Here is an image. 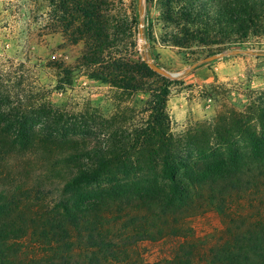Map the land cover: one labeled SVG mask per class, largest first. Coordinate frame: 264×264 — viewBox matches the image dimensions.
I'll use <instances>...</instances> for the list:
<instances>
[{
  "label": "trees",
  "instance_id": "trees-1",
  "mask_svg": "<svg viewBox=\"0 0 264 264\" xmlns=\"http://www.w3.org/2000/svg\"><path fill=\"white\" fill-rule=\"evenodd\" d=\"M53 1L60 13L50 19L53 32L84 42L79 70L116 89L120 110L71 112L52 105L45 88L32 92L22 74L0 70V264H131V246L177 236L189 217L208 210L225 228L204 264H264V215L232 209L246 198L258 210L264 200V90L242 110L225 106L175 135L167 111L172 81L135 54H106L113 0ZM196 2L211 7L184 13L203 26H184L179 47L264 32V0ZM62 80L56 91L70 86ZM139 94L144 116L128 122L132 109L120 99ZM193 249L169 264H194Z\"/></svg>",
  "mask_w": 264,
  "mask_h": 264
},
{
  "label": "rangeland",
  "instance_id": "rangeland-1",
  "mask_svg": "<svg viewBox=\"0 0 264 264\" xmlns=\"http://www.w3.org/2000/svg\"><path fill=\"white\" fill-rule=\"evenodd\" d=\"M196 1L113 0L109 7V16L114 22L106 54L112 57L135 54L165 72L182 74L206 57L224 52L236 53L199 65L170 80L168 100L182 98L183 102L197 109L194 115V112H189L181 122H176L169 114L171 133L175 135L186 130L191 123L214 119L225 106L242 110L252 92L264 90V32L250 35L241 42L229 43L221 38L223 36H211L207 43L198 38L186 47H179V40L184 37V26L193 29L203 26L193 27L184 20V13L192 7H211ZM107 8H103V13L108 11ZM54 14L60 15L53 0H0V70L22 74L32 92L34 87L45 88L50 92L48 101L56 107H65L75 113L96 110L101 116H112L120 110L116 100L119 92L88 79L79 70V61L85 51L84 42L74 43L69 35L53 32L55 26L50 19ZM64 69L72 71L69 77L62 76ZM62 79L71 84L64 91H56L54 88ZM145 98L141 94L123 96L120 107L132 109L126 112L124 119L134 121L143 117L139 113L140 101ZM171 106L177 109L176 105ZM207 109L209 114L200 113L207 112ZM245 199L240 202L241 210L236 206L232 209L249 215L257 212L264 215V200L261 204L256 201L257 210L255 206L249 207ZM183 226L186 230L177 236L166 234L156 241H142L131 246L128 262L169 264L179 255V250H188L193 245L194 264H204L209 249L222 242L224 221L217 213L208 210L189 217ZM30 247L26 241L24 248L28 249L26 253L29 255L33 251L29 250Z\"/></svg>",
  "mask_w": 264,
  "mask_h": 264
},
{
  "label": "crops",
  "instance_id": "crops-1",
  "mask_svg": "<svg viewBox=\"0 0 264 264\" xmlns=\"http://www.w3.org/2000/svg\"><path fill=\"white\" fill-rule=\"evenodd\" d=\"M181 99L182 98H175L173 100L169 99L167 101V110L169 114L171 115V117H173L176 122L184 121L189 116V112H194L193 113L194 115L195 111L197 110V109H193L192 106H189L188 103H185L186 101L183 102ZM171 104L176 105L177 109L172 107L173 105L171 106ZM200 113L209 114L210 112H208V109H207V112L203 111Z\"/></svg>",
  "mask_w": 264,
  "mask_h": 264
},
{
  "label": "water",
  "instance_id": "water-1",
  "mask_svg": "<svg viewBox=\"0 0 264 264\" xmlns=\"http://www.w3.org/2000/svg\"><path fill=\"white\" fill-rule=\"evenodd\" d=\"M236 53H227V52H224V53H221V54H216V55H212V56H209V57H206L204 59H202L200 62H198L197 64L193 65L192 67H190L189 69H187L184 73L182 74H185V73H189V71L199 65H202V64H207V63H210V62H213L217 59H220V58H223L224 56H229V55H234ZM151 69L161 75L162 77L166 78V79H169V80H174V79H177L178 77H180L182 74H179V73H175V74H172V73H168V72H165L163 71L162 69H160L159 67L155 66V65H150Z\"/></svg>",
  "mask_w": 264,
  "mask_h": 264
}]
</instances>
